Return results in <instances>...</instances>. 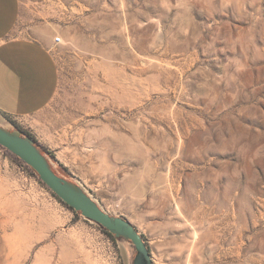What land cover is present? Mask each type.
<instances>
[{"label": "rangeland", "instance_id": "374dc122", "mask_svg": "<svg viewBox=\"0 0 264 264\" xmlns=\"http://www.w3.org/2000/svg\"><path fill=\"white\" fill-rule=\"evenodd\" d=\"M19 26L60 36V78L15 122L153 264H264V0H22ZM3 163L20 195L0 200V264H132L0 146Z\"/></svg>", "mask_w": 264, "mask_h": 264}, {"label": "crops", "instance_id": "0c3cea01", "mask_svg": "<svg viewBox=\"0 0 264 264\" xmlns=\"http://www.w3.org/2000/svg\"><path fill=\"white\" fill-rule=\"evenodd\" d=\"M21 9L22 0H0V125L6 117L22 123L36 116L59 86L53 38L47 32L30 36L19 29ZM2 172L0 200L12 203L20 194L8 190L5 165Z\"/></svg>", "mask_w": 264, "mask_h": 264}, {"label": "water", "instance_id": "95a60500", "mask_svg": "<svg viewBox=\"0 0 264 264\" xmlns=\"http://www.w3.org/2000/svg\"><path fill=\"white\" fill-rule=\"evenodd\" d=\"M0 146L31 168L49 190L83 218L102 226L116 238L130 242L135 251L132 264H152L150 251L136 227L125 217L106 212L76 182L55 173L51 162L31 137L0 125Z\"/></svg>", "mask_w": 264, "mask_h": 264}, {"label": "trees", "instance_id": "16d2710c", "mask_svg": "<svg viewBox=\"0 0 264 264\" xmlns=\"http://www.w3.org/2000/svg\"><path fill=\"white\" fill-rule=\"evenodd\" d=\"M6 119H7L9 122H11V123L13 124V128H14V129H18L19 131H21L23 136L26 135V136L31 137V138L34 140L35 144H36V145L39 147V149L41 150L42 154H44L49 160H51V162L57 164V167L52 166V168H53V170H54L55 173H57L58 175H60V176H62V177H64V178H66V179L72 181V179L70 178V172L68 171L67 167H65L63 164L59 163V161L57 160V158H56L55 154L53 153V151L50 150L47 146L41 144V143L37 140V138L35 137L34 133H33L30 129L25 128V127L19 125L17 122H15V121L12 120V119H9L8 117H6ZM29 169L31 170V172H32L35 176H37V174H36L31 168H29ZM37 177H38V176H37ZM51 194L57 199V201H58L61 205H63L64 207H66L67 209H69L70 211H72L73 214H74L75 216H77V217H78V216H81L80 213H79L78 211L73 210L70 206H68L65 202H63V201H62L57 195H55L52 191H51ZM97 225H98V224H97ZM98 226H99V228H100V229H101V230H102V231H103V232H104V233H105V234H106L111 240L116 241V240H119V239H120V238H116L112 233H110L109 231H107V230H106L105 228H103L102 226H100V225H98ZM141 237H142V239L145 241V238H144V236H143L142 234H141ZM145 244H146L147 247H148V244H147L146 241H145ZM148 249H149V247H148ZM152 264H153V263H152Z\"/></svg>", "mask_w": 264, "mask_h": 264}, {"label": "built area", "instance_id": "2783aa9c", "mask_svg": "<svg viewBox=\"0 0 264 264\" xmlns=\"http://www.w3.org/2000/svg\"><path fill=\"white\" fill-rule=\"evenodd\" d=\"M61 41V38H60V36H55L54 38H53V42L54 43H59ZM92 222V221H91Z\"/></svg>", "mask_w": 264, "mask_h": 264}]
</instances>
